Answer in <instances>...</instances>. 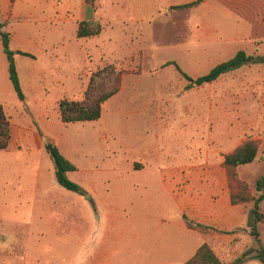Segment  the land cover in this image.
I'll return each mask as SVG.
<instances>
[{"label":"rangeland","instance_id":"1","mask_svg":"<svg viewBox=\"0 0 264 264\" xmlns=\"http://www.w3.org/2000/svg\"><path fill=\"white\" fill-rule=\"evenodd\" d=\"M146 1L145 6L141 2L121 6L129 21L119 23L105 13L108 4L97 0L95 12L102 15L97 22L116 53L105 51L97 57L89 51V79L81 85H38V81L24 86L28 102L16 98L0 43V100L12 126L13 145L18 149L15 156L34 157L55 178L50 156L45 151L29 155L24 138L47 142L42 125L58 127L51 142L76 166L68 178L83 191L81 195L58 184L57 199L42 198V204L72 206V213L33 215L26 211L27 204L17 202L23 178L16 180L5 170V161L14 154L1 152L0 207L5 203L7 211H0V264H19L24 255L35 257L39 264H95L96 250L109 232L119 237L120 264H129V256H137L139 264H164L173 259L169 255L180 238L170 227L150 228L149 221L184 225L186 238L197 231L199 244L191 249V257L204 242L228 264L245 251L257 249L248 226L234 232L208 230L192 212L200 198L217 203L224 192L238 191V185L247 187L246 194L259 196L256 183L264 176V63L246 65L192 88H187L176 66L167 63L174 62L197 78L239 50L264 58V1L258 12L249 0H185L194 2L188 8L165 5L163 0ZM31 4L37 8L34 2L23 0L20 16L0 22L2 30L10 36L21 29L55 26L73 32L68 22L34 20L29 15ZM110 64L121 73V86L103 104L100 120L62 124L58 102L82 100L92 74ZM39 99L46 108L42 112L34 109ZM248 140L258 143L257 158L238 167L232 180L224 158ZM31 167L26 164L19 172L28 176ZM5 193L12 198L3 197ZM238 205H246L248 218L253 203ZM260 206L264 213V201ZM135 218L138 237L130 244L129 227ZM111 222L114 227L109 229ZM53 223L63 226L51 229ZM258 228L264 246V223ZM36 231L41 233L38 239L26 240L24 246V234ZM46 231L52 233L48 238ZM244 264L263 263L248 259Z\"/></svg>","mask_w":264,"mask_h":264},{"label":"crops","instance_id":"2","mask_svg":"<svg viewBox=\"0 0 264 264\" xmlns=\"http://www.w3.org/2000/svg\"><path fill=\"white\" fill-rule=\"evenodd\" d=\"M55 2L46 1V0H30V2H34L37 8L33 9V5L29 9V15L33 17L34 20L41 22H49V23H70L73 27V32L63 29L62 27L55 26L54 28L49 29H41V30H29V29H21L17 32H12L10 46L15 54V61L17 64V70L19 75V80L25 95V101L28 102V98L26 96V91L24 86L26 85H35L38 81V85L41 83L48 82L49 84L57 83L61 86H77L83 83H86L89 79L88 70L90 68V62L88 60L89 51L92 55L97 57H103L104 52L108 53H116L113 49H110V46L113 43L106 42V39H109V36L105 35V31L99 36L91 37V38H77V28L78 23L81 21H100L102 15L98 12H95L90 6H87L84 0H54ZM102 4L107 3L108 8L106 7L105 13L107 16L113 18L115 22H124L129 21V19L122 14L123 10L120 8L126 6L134 5L133 2H141V6H145L146 0H99ZM113 1L117 2L118 7L112 3ZM251 8L255 7L257 12L260 9V6L264 0H249ZM194 3V2H192ZM163 4L165 5H187L191 4V2L186 3L185 0H163ZM181 4V5H180ZM23 0H15L14 3H10L8 0H0V22H5L7 19L11 22L12 20L17 19L23 11ZM125 5V6H124ZM69 33L68 36L66 34ZM113 37V36H112ZM116 39V37H113ZM0 43L2 44L1 38ZM76 44V49L72 46ZM117 44V43H116ZM103 47V51L101 48ZM3 49V47H2ZM92 50L94 51L92 53ZM24 52L32 55L33 57H28L19 54V52ZM4 53V52H3ZM233 57V56H232ZM230 59V58H229ZM7 60V58H6ZM45 63H41V61ZM226 61V60H225ZM224 62V61H223ZM177 65V64H176ZM178 66V65H177ZM216 66V65H215ZM179 67V66H178ZM180 68V67H179ZM181 69V68H180ZM6 74L8 73V62L6 63ZM49 79V81H48ZM16 94V93H15ZM16 98L18 99L17 95ZM19 100V99H18ZM23 100V101H24ZM20 101V100H19ZM22 102V101H20ZM39 99L36 102V107L34 109L38 112H42L45 110V104L42 105V102ZM59 103V102H58ZM0 105L4 104L0 100ZM59 112V110H58ZM60 115V114H59ZM62 123V122H61ZM63 124V123H62ZM55 128L49 123H45L42 125V132L47 135L48 141L39 143L34 139H30L27 137L26 145L28 148V154L31 156H35L36 154L45 151L46 152V144L50 143L51 140L54 142V138L52 136H56ZM50 140V141H49ZM51 142V143H53ZM18 149H16L13 145V139L8 149L0 151L1 152H11L12 155L17 154ZM63 151V150H62ZM47 153V152H46ZM63 154V153H62ZM69 160V158L66 156ZM26 164L32 166L30 168L31 173L28 176L21 174L19 172L21 167ZM5 170H9L10 173H13L16 180L21 179L19 182L24 183L21 186V189L16 193L19 200L17 201L19 205L27 204L26 211L35 215V214H51V213H64L69 214L72 213V206H57V205H44L42 204V198L44 199H57L56 186L59 184L57 182L56 174L55 178L50 174L49 171L42 170L41 165L38 163V160L34 159H21L19 157H11V159L5 161ZM24 175V177H23ZM10 177L9 175H7ZM161 181L164 177L160 178ZM24 193V194H23ZM24 195V199L20 198ZM3 197H10L11 195ZM89 196L86 197L88 199ZM91 197V196H90ZM89 200V199H88ZM5 204V203H4ZM3 204L0 211H7L5 205ZM246 205H233L231 202L230 192H224L222 197L217 201V203L210 202L207 198L203 200L200 198L197 202L193 204V216H198L200 218L201 223L205 227H209V229H217L220 231L234 232V230L244 227L247 229L248 222L250 219V214L248 215L245 212ZM2 211V212H3ZM251 212V210H250ZM132 220L130 222V231H129V243L132 244L134 240L138 237L136 230H134V222ZM247 222V225H246ZM148 223V224H147ZM150 228H158V227H170L176 234V236L180 239H177V244L171 250L170 258L172 256L173 259H169L164 264H184L191 257L190 252L191 249L195 248L199 244V235L197 231L191 235L190 238H186L184 235L185 227L181 224H163L162 222H147ZM59 224V226H58ZM109 229L114 227V223H108ZM63 224L61 223H53L51 224V229L59 228L61 229ZM71 226V225H70ZM106 226V225H105ZM34 227V226H33ZM108 229V232H109ZM107 230V228L105 229ZM191 231L192 229H187ZM192 232V231H191ZM194 232V231H193ZM40 231L36 232H26L24 234V246L26 244V240L33 242L38 239L40 235ZM51 232H45L44 237L48 238L51 236ZM237 234H234L236 236ZM102 239V247H100L99 251L95 254L93 262L95 264H120V257L118 253L119 247V237L116 236L114 232L104 233ZM33 240V241H32ZM208 240V238L204 239ZM181 244V245H179ZM203 244H208L204 242ZM202 244V245H203ZM201 245V246H202ZM200 246V247H201ZM198 247V249L200 248ZM197 249V250H198ZM197 252V251H196ZM195 252V253H196ZM193 253V254H195ZM241 257V256H240ZM238 257L236 260H238ZM175 259V260H174ZM137 256H129L128 263L139 264ZM236 260H234L233 264ZM40 262V260H38ZM35 257H30L24 255L22 260H20L19 264H39ZM155 264V263H153ZM228 264V263H226Z\"/></svg>","mask_w":264,"mask_h":264},{"label":"trees","instance_id":"3","mask_svg":"<svg viewBox=\"0 0 264 264\" xmlns=\"http://www.w3.org/2000/svg\"><path fill=\"white\" fill-rule=\"evenodd\" d=\"M85 2L93 9H96L97 0H85ZM194 3L179 6L180 8H188ZM4 24L0 23V38L2 41L3 52L8 62V73L10 81L13 85L15 93L20 101L25 99V95L19 80L17 64L15 61L16 52L10 46L11 36L9 32L2 30ZM102 26L94 21H81L77 28V38H91L99 36L102 33ZM19 54L33 57L30 54L19 52ZM264 63V58L252 54H247L244 50H239L230 59L214 66L208 73L193 78L184 73L174 62H168L167 65H175L180 74L188 82L187 88L200 87L205 84L212 83L221 76L234 72L246 65ZM121 73L118 72L112 64L94 72L90 78L89 84L84 92L82 100L61 99L58 103V110L61 122L64 125L75 123L98 121L102 117L103 104L110 98L115 96L121 86ZM12 142V126L3 105H0V151L9 148ZM46 152L50 156L55 165V174L57 182L65 189L83 194L81 187L68 178V173L76 171V166L68 160L61 152L59 147L54 143L46 144ZM259 145L254 140H248L237 147L232 153L224 158V166L228 171L230 178H236V169L240 166L253 163L258 155ZM241 188L238 185V191L232 190L231 202L233 205L253 203L250 212L248 227L251 235L255 238L257 249H249L245 251L241 257L233 264H244L248 259H256L264 264V246L260 240L258 226L264 223V213L261 210V203L264 201V176L256 183V192L258 197L246 194L247 187ZM250 192V191H249ZM184 264H226L212 250L208 244H203L197 252Z\"/></svg>","mask_w":264,"mask_h":264},{"label":"water","instance_id":"4","mask_svg":"<svg viewBox=\"0 0 264 264\" xmlns=\"http://www.w3.org/2000/svg\"><path fill=\"white\" fill-rule=\"evenodd\" d=\"M91 197L89 196L88 199H90Z\"/></svg>","mask_w":264,"mask_h":264}]
</instances>
